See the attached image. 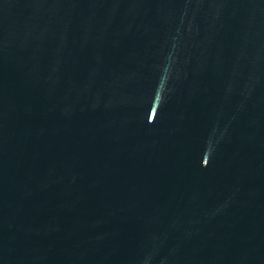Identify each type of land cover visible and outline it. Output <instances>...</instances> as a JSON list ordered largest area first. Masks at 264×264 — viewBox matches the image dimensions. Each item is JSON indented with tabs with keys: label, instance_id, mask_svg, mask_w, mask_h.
Segmentation results:
<instances>
[{
	"label": "water",
	"instance_id": "1",
	"mask_svg": "<svg viewBox=\"0 0 264 264\" xmlns=\"http://www.w3.org/2000/svg\"><path fill=\"white\" fill-rule=\"evenodd\" d=\"M0 264H264V0H0Z\"/></svg>",
	"mask_w": 264,
	"mask_h": 264
}]
</instances>
